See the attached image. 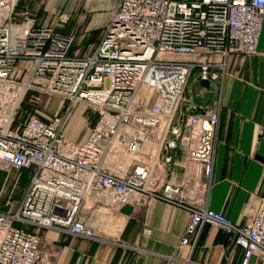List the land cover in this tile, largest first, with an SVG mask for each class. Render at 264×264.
I'll return each mask as SVG.
<instances>
[{"label": "built area", "instance_id": "2783aa9c", "mask_svg": "<svg viewBox=\"0 0 264 264\" xmlns=\"http://www.w3.org/2000/svg\"><path fill=\"white\" fill-rule=\"evenodd\" d=\"M19 2L0 0V164L35 172L18 209H0V264H40L42 234L25 224H60L97 238L98 228L81 210L137 195L188 209L181 242L196 241L201 226L212 224L244 248L242 264H264V192L245 223L206 198L227 59L257 52L264 0H119L100 40L84 52L72 50L74 31L37 24L33 12L18 11ZM34 88L59 94L61 111L46 120L34 108L22 117V102ZM208 89L215 99L198 100ZM78 102L95 121L75 142L63 126ZM155 139L159 147L146 149ZM180 144L195 163L181 182L168 170ZM120 147L133 154L125 171L104 163Z\"/></svg>", "mask_w": 264, "mask_h": 264}, {"label": "crops", "instance_id": "0c3cea01", "mask_svg": "<svg viewBox=\"0 0 264 264\" xmlns=\"http://www.w3.org/2000/svg\"><path fill=\"white\" fill-rule=\"evenodd\" d=\"M118 2L20 0L18 11L33 12L39 25L50 24L64 31L78 27L73 51L84 52L100 40ZM227 62L215 166L206 198L213 209L245 223L253 217L264 192V19L257 52H236ZM212 90H202L198 100L213 101L216 91ZM51 112L42 111L41 115L50 119ZM68 117L63 131L67 138L79 142L94 124L95 114L79 102ZM153 145L159 147L157 139L146 142L145 148ZM174 157L168 170L181 182L195 163L189 160L182 144ZM132 158L131 152L120 147L108 152L104 163L113 170L125 171ZM34 172V167L8 168L0 164L1 210L18 209ZM81 215L98 228L99 237L86 238L60 224L24 225L42 234L40 264H242L243 261L244 248L212 224L201 226L196 241L181 242L190 213L165 200L137 195L129 202L84 207Z\"/></svg>", "mask_w": 264, "mask_h": 264}, {"label": "rangeland", "instance_id": "374dc122", "mask_svg": "<svg viewBox=\"0 0 264 264\" xmlns=\"http://www.w3.org/2000/svg\"><path fill=\"white\" fill-rule=\"evenodd\" d=\"M76 30L78 31V27H75L74 29H71L69 31H74L76 33V39H77V33L78 32ZM83 45H85V42L83 43ZM32 95H39L40 96V99L38 100V102H34V101L31 100L30 97ZM55 96H57L59 99L58 98H54ZM62 100H63L62 97L59 94H57V93L49 94V93H46V92H41L40 90H37L35 88L31 89L28 92L27 97L22 102V108H21V111H23L22 112V117H25L30 110H33L34 108H37V109H39L40 112H42V111L51 112L50 110L55 109V111L51 112V114H50L51 117L49 116L50 118H52L54 116V114L58 110L61 111V109H62L61 108L62 107ZM25 104H27V105L24 106ZM84 104L86 105L87 110H89L90 109L89 106L86 103H84ZM68 118L69 117H67L66 121L68 120ZM46 120H48V119H46ZM65 122H64V124H65ZM91 125L89 126V128L91 127ZM88 131H89V129H88ZM91 203H92V201L89 200L87 204L89 205Z\"/></svg>", "mask_w": 264, "mask_h": 264}, {"label": "water", "instance_id": "95a60500", "mask_svg": "<svg viewBox=\"0 0 264 264\" xmlns=\"http://www.w3.org/2000/svg\"><path fill=\"white\" fill-rule=\"evenodd\" d=\"M200 83H201L202 85H205V86H207V87H210V80L207 79V78H203V79H201V80H200Z\"/></svg>", "mask_w": 264, "mask_h": 264}, {"label": "trees", "instance_id": "16d2710c", "mask_svg": "<svg viewBox=\"0 0 264 264\" xmlns=\"http://www.w3.org/2000/svg\"><path fill=\"white\" fill-rule=\"evenodd\" d=\"M74 49V47L72 48V50ZM27 104H25L24 106H26Z\"/></svg>", "mask_w": 264, "mask_h": 264}]
</instances>
